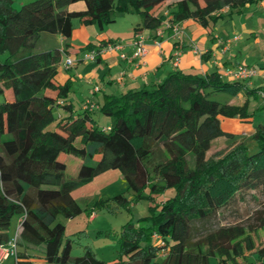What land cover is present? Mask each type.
<instances>
[{"label":"trees","instance_id":"16d2710c","mask_svg":"<svg viewBox=\"0 0 264 264\" xmlns=\"http://www.w3.org/2000/svg\"><path fill=\"white\" fill-rule=\"evenodd\" d=\"M76 1L33 0L16 8L14 0H0V93L5 97L0 103V246L13 238L9 230L18 216L17 264H34L27 250L41 252L51 264H210L212 256L223 264L251 256L250 264H264V249L243 253L254 250L251 233L264 228V212L248 225L199 227L238 203L242 192L264 189V123L254 126L249 111L251 99L264 98V85L250 88L252 78L226 79L217 70L176 69L140 89L107 95L100 112L111 123L100 127L91 111L77 112L67 101L71 83L56 79L69 44L34 51L42 33L70 37L74 18L104 30L115 13H134L140 17L135 34L155 32L165 23L173 34L182 21L210 28L219 17L260 0H176L167 14L159 11L167 0H85L84 10H70ZM110 42H90L83 49L100 52ZM214 93L245 100L222 103L211 98ZM224 120L253 131L247 136L225 131ZM222 137L231 149L207 158ZM61 154L81 159L76 177L66 178ZM111 169L120 170L135 201L150 200V213L121 227L115 260L99 259L88 246L72 256L61 218L84 211L72 192ZM110 201L127 204L128 197L118 194L96 205Z\"/></svg>","mask_w":264,"mask_h":264},{"label":"rangeland","instance_id":"374dc122","mask_svg":"<svg viewBox=\"0 0 264 264\" xmlns=\"http://www.w3.org/2000/svg\"><path fill=\"white\" fill-rule=\"evenodd\" d=\"M260 1L245 7L242 12L233 11L231 14H226L224 18L219 17L217 23H211L210 26L212 30L216 26L215 33L222 35L220 39L223 42L227 43L236 40V43L232 44V53L236 55L233 59L235 65L238 63L248 65L254 67L258 71V74L251 79V84L248 85L250 88L264 85V70L261 69V67L264 68V9L260 7ZM85 7L86 1L79 0L70 5V10H83ZM228 11L229 10H227V12ZM115 14L116 20L106 25L104 31L100 30L97 24L84 25L78 18H74L73 32L79 37V35L82 36V34H84V28H86L92 38L95 37L96 33L103 32L102 34L108 35L116 41L117 38L113 35H117L118 33L125 37H130L133 28L132 23H136L135 21L139 19V16L134 13L121 14L117 12ZM56 39L57 37H52L48 41L47 45L49 46H46L50 48L46 49H53V47H55L54 45L57 44ZM64 39L66 40L65 42H72L73 36L64 37ZM113 39L110 44H120ZM41 40L39 47L45 44V39ZM124 41H126V38H123L119 42L125 43ZM92 43L97 44V40L92 39ZM96 67L98 66L86 63L85 65H78L77 68H72L70 72L74 73L76 78L79 79V74H81V72L90 68L96 69ZM79 82H83V87L87 89L88 86L84 79ZM81 93H73L70 95L77 112L81 110L80 106L83 98V96L81 97L80 95ZM211 98L222 103H234L239 105L245 100L244 95L240 97H230L225 93H214ZM4 99L5 97L0 93V103L4 102ZM261 106H264V98L259 97V99H251L249 111L253 113L252 120L254 126L264 123V109H258ZM93 117L100 127H107L110 121L109 116L97 110L93 113ZM222 123L224 130L228 132L242 133L243 135L245 134L244 136H247L253 131L252 129L249 130L250 127L248 128L247 125L236 123L235 121L224 120ZM52 128H54V124L49 126V129ZM239 140L240 139L236 142H239ZM231 146L232 145L228 144L224 137L216 139L207 153V158H217V156H221V154H225L231 149ZM257 150L258 148L256 147L252 153ZM60 158L67 166L65 171L66 178L76 177L78 168L82 163L81 159L72 154H61ZM169 191L173 192V190ZM118 194H125L128 197V203L119 204L116 201H110L106 205H96V202L98 203L102 199L106 201L112 200V198ZM72 195L84 209L80 215L72 219L61 218L65 224V235L70 239V254L72 256L82 255L85 247L88 246L99 259L106 261L115 260L118 255V237L121 227L128 220L136 222L139 218L147 216L150 213V200L135 201L134 196L128 191L127 181L123 178L118 169H111L96 176L92 181L74 189ZM168 195H170L169 192L158 196L157 199H164ZM91 211L92 214L90 215ZM261 211L264 212V189L242 192L238 197V203L234 204L227 211H221L220 214H216L210 220L202 222L199 224V227L202 231L203 228L214 230L219 226L235 223L248 225L254 223L257 213ZM15 218L9 230L10 234H14ZM251 238L254 242V250L249 251L244 249L243 253L247 256H251V254L255 253L258 249H264V228L257 230L255 233H251ZM253 259L252 256L246 258L247 261L240 258L238 264H250L253 263ZM210 264L223 263L220 262L218 257L212 256L210 257Z\"/></svg>","mask_w":264,"mask_h":264},{"label":"crops","instance_id":"0c3cea01","mask_svg":"<svg viewBox=\"0 0 264 264\" xmlns=\"http://www.w3.org/2000/svg\"><path fill=\"white\" fill-rule=\"evenodd\" d=\"M31 1L33 0H14V6L19 8V6ZM174 1L176 0H167L159 11L167 14L168 5ZM259 4L260 7L264 9V0H261ZM139 21L140 17L135 22L137 23ZM136 23H132L133 28L130 37H125L120 33L113 35L114 37L116 36L117 41L108 35L102 34L103 32L96 33L95 37L92 38L86 28H84V34H82V36L79 35V37L72 32V42H65L66 40L60 34H46L45 32L40 35L34 51L43 52L52 50L46 49L50 48L46 46H49L47 44L52 37H57V44L54 45L55 47H53V49L63 50L64 46L69 44V47L63 51V59L59 66L56 79L61 84L67 81L71 83L67 101L73 105L74 102L70 95L82 92L80 95L81 97L83 96V98L81 100V110L79 112L84 110L85 102L91 100L94 104V109L91 111L92 114L96 110L100 111V107L107 95L122 94L128 90L140 89L153 82L163 80L170 72L176 69L186 73L193 72L200 74L217 70L222 72L224 78L233 79L228 71L235 70L238 65H242L240 63L235 65L233 62L236 55L232 53V44H235L236 40H232V42L229 41L231 44L229 42L225 43L220 39L222 35L215 33L216 26L213 30L204 28L192 19L182 21L178 24L180 31L179 37L169 34V30L166 31V23L155 32L143 30L140 35L143 36L145 40L148 52L142 58L134 57L135 48L132 44V40L136 36L134 32ZM158 32H162V35H158ZM123 38H126V41H124L126 44L119 42ZM41 39H45V44L39 47V43L42 41ZM92 39L97 40V43L103 40L107 41L113 39L115 42L120 43L121 47L119 49L114 48L109 50L106 49L105 45L95 60H85V55L90 51L83 49V47L92 42ZM178 50L181 51V55L179 60L176 61L175 53ZM122 54L126 56L125 59L122 58ZM67 57L73 58L76 65L66 68L63 62ZM86 63L97 65L99 68L87 69L81 72V74H79V79H77L76 75L70 72L71 69L77 68L78 65L81 64L85 65ZM83 79L88 86L87 89L83 87V82H79ZM95 86L99 87V91L92 94L91 91ZM55 112L62 116L67 115L62 108H56ZM110 123L109 121L107 126H109ZM20 220L21 217L15 218L14 233ZM13 235L14 234L9 233V239L12 238ZM26 253L30 256L34 264L48 263L41 252L27 250ZM3 264H17V262L14 256H10Z\"/></svg>","mask_w":264,"mask_h":264},{"label":"built area","instance_id":"2783aa9c","mask_svg":"<svg viewBox=\"0 0 264 264\" xmlns=\"http://www.w3.org/2000/svg\"><path fill=\"white\" fill-rule=\"evenodd\" d=\"M167 27H169L168 24H167ZM172 29H173V35L175 37H179L180 31H179L178 25H175ZM158 35H162V32H158ZM132 44L134 45V48H135L134 57L142 58L147 54L148 49H147V46L145 44V40H144L143 36H141L139 33L136 34ZM120 47H121L120 44L119 45H117V44L112 45L109 43L106 45V49H109V50L114 49V48L119 49ZM98 54H99V52H97V51H91L85 55V60H92L93 61L96 59ZM180 55H181V51L178 50L175 53L176 61L179 60ZM122 58L125 59L126 56L124 54H122ZM63 65L66 68L72 67L75 65V60L71 57H67L64 60ZM228 73L230 75H232L233 78L242 80V79L253 78L254 76H256L258 74V71L254 67L245 66V65H238L235 70L228 71ZM98 91H99V87L95 86L93 88V90L91 91V93L95 94ZM84 109L89 110V111H92L94 109V104L92 103L91 100H87L85 102ZM19 230H20V225H18L16 232H15L13 238L9 241L8 245H1L0 246V264H2L10 256H15V254H16V242H17V239L19 236Z\"/></svg>","mask_w":264,"mask_h":264}]
</instances>
